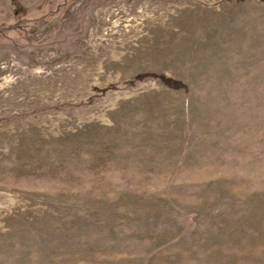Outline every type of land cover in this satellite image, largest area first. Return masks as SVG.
<instances>
[{
	"label": "rangeland",
	"instance_id": "rangeland-1",
	"mask_svg": "<svg viewBox=\"0 0 264 264\" xmlns=\"http://www.w3.org/2000/svg\"><path fill=\"white\" fill-rule=\"evenodd\" d=\"M0 264H264V0H0Z\"/></svg>",
	"mask_w": 264,
	"mask_h": 264
}]
</instances>
